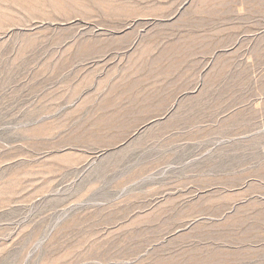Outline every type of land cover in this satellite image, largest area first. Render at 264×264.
<instances>
[{"label":"rangeland","instance_id":"1","mask_svg":"<svg viewBox=\"0 0 264 264\" xmlns=\"http://www.w3.org/2000/svg\"><path fill=\"white\" fill-rule=\"evenodd\" d=\"M0 264H264V0H0Z\"/></svg>","mask_w":264,"mask_h":264}]
</instances>
